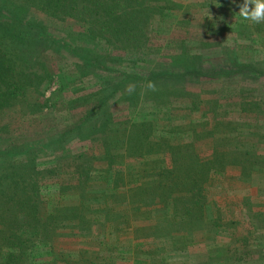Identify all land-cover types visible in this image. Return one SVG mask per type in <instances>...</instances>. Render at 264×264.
Here are the masks:
<instances>
[{"label":"trees","instance_id":"16d2710c","mask_svg":"<svg viewBox=\"0 0 264 264\" xmlns=\"http://www.w3.org/2000/svg\"><path fill=\"white\" fill-rule=\"evenodd\" d=\"M32 7L61 19H88L86 22L79 20L85 25L82 30L69 26L68 33L64 34L69 39L61 43H67L65 45L71 47L72 54L82 47L79 44H83L81 36L86 37L89 45V40L101 37L110 45L118 39L131 46L130 50L140 51L146 44L144 36L149 19L156 12L149 7L147 0H135V3L133 0H0V110L28 100L29 88L35 87L40 94H45L55 78L49 68L37 61L48 42L57 43L59 38L53 36L49 26L31 14ZM72 57L73 64H76L75 57L78 56ZM188 58L187 55L184 59L173 58L152 70L145 68L148 60L135 61L142 68H135V63L127 65L130 70L122 72L126 78L138 82L135 89L130 88L132 86L125 79L117 83H97L105 95L109 93L108 98L90 100L86 96L85 102L91 106L83 123L73 125L69 130H57L56 124L47 122L49 118L45 117L47 114L44 111L42 116L28 123V133L15 136L12 133L17 130L13 128L14 124L0 127V264H34L37 252L44 249L45 252L39 255L48 254L52 259L54 256L55 263L60 260L65 264H117L119 255H131L134 264H166L170 246L157 248L151 235L144 238L135 236L134 222L151 219L158 223L173 222L177 234L174 233L172 240L176 246L183 240L193 243V238L198 235L197 239L203 238L209 243L222 233H233L238 229L237 222L227 219L231 216L229 210L218 208L211 196L216 188H221L219 183L230 171L228 167L238 170V174L232 176L235 180L248 184L253 173L258 172L261 175L258 191L260 196H264V152L258 143L252 142V137H258V141L264 139V134L259 135L263 130L258 127L259 123H236L215 108L210 111L212 115L209 117L192 118L182 124L161 125L159 120L152 122L154 117L150 118V112L156 107L151 106L149 113L143 110L126 129L107 126L108 132L103 137L110 151L105 153L106 162L102 166H97L95 159L86 153L65 155L70 141L81 137L76 130L84 128L93 114H103L94 127H100L111 119L112 109L108 102L111 90L112 94L122 92V97L128 99H133L135 95L140 99L145 88L164 84L171 85L175 93L185 92L190 80L200 79L206 74L202 70L205 68L201 62L203 59L191 60L194 61L191 65L186 63ZM80 63L85 64L83 68L93 66L102 74L117 71L113 65L109 66L110 60L81 57ZM61 69L60 78L66 72H73L72 80L79 78L80 74L84 82L83 72H77L76 68ZM143 71L149 77L146 83L141 77ZM63 82L51 104L46 100L45 105H50V111L63 108L65 110L61 113L68 115L76 104L58 101L57 96L65 87ZM89 86L92 83L88 82ZM257 101L255 103L259 107L260 99ZM177 102L182 106L174 110L172 105ZM198 103L201 99L193 95L189 99H173L167 105L174 112L184 109L192 114L201 111ZM240 109L245 113L251 111L252 102H242ZM69 134L74 136L68 140ZM206 143L210 144L212 154L203 158L199 147ZM260 144L264 141L261 140ZM154 154H165L170 157V162L167 157L153 159L151 156ZM117 159H124L126 167L129 166V174L123 184L113 171ZM85 165L86 180L80 184L84 174L81 166ZM44 172L59 175L60 179H75L73 181L79 186L74 189L80 187L85 196H75V204L66 206L62 201L67 191L73 189L61 180L43 183L41 176ZM71 194H77V191ZM242 205L241 210L245 211L249 225L252 226L255 219L264 222V202L258 205L259 210L255 212L250 197H245ZM89 210L97 212L92 216L91 225L83 228L73 223L55 226L64 214L75 215L76 212L86 213ZM92 225L98 229L100 238L97 240L93 239ZM54 227L56 230L60 228L58 232L62 230V235L86 238L84 243L87 244L92 242L88 241L90 237L95 247L87 245L81 252L57 250L53 244ZM254 229L247 228V233L259 234V230L264 228ZM79 254L82 255L79 257ZM85 255L88 256L81 257ZM243 255L246 254L235 247H230L227 253L230 259L239 260Z\"/></svg>","mask_w":264,"mask_h":264},{"label":"rangeland","instance_id":"374dc122","mask_svg":"<svg viewBox=\"0 0 264 264\" xmlns=\"http://www.w3.org/2000/svg\"><path fill=\"white\" fill-rule=\"evenodd\" d=\"M133 2L135 3V0ZM243 2L244 0H165V2L162 0H147L149 7L154 8L156 12L155 14L153 13L154 17L152 16L149 19L146 37L144 36L146 44L143 49L140 51L130 50L131 46L129 47L126 43L118 41V39L113 40L116 41L114 45H110L107 40L101 37L96 38L95 41L89 40V45L86 37L81 36L83 44H79L82 47L79 51L76 50L74 54L70 51L71 47L65 45L67 43H61L68 38V35L64 36V34L68 33L67 28L69 26L82 30L85 25L80 21L86 22L88 19L86 17H78V20L72 18L61 19L32 7L31 14L49 26L53 36L59 38L57 43L55 41L48 42L49 44L42 50L44 53L40 54L39 61H37L45 68H49L55 74V78L45 90V94H40L35 87L29 88L28 100L16 106L0 110V127L14 124L13 128L17 130L11 132L15 136L28 133V123L32 121L31 119L42 116L44 111L47 114L45 117L49 118L47 122L51 121L56 124L57 130H69L71 126L83 123V118L91 106L85 102L86 96H89L90 100L108 98L107 95L109 93L105 95L106 93L97 83L108 81L117 83L125 79L127 84L132 86L130 88H134L138 82L134 79L126 78L122 72L123 70H130L127 65L132 66L135 63L137 64L135 68H142V65L135 61L148 60L149 62L145 65V68L146 70L149 68L152 70L163 64V62L167 63L173 58L184 59L185 55H187L189 56V62L186 63L191 65L194 64V61L191 60L203 59L201 62H203L205 68L202 70L206 74L200 79L190 80L185 89L186 93H175L171 89V85L164 84L160 87L145 88L144 95L140 99L131 92L134 97L133 99H128L122 97V92L118 91L112 94L113 90H111L110 100L108 101L112 109L111 119L103 122L100 127H94L99 118L103 117V114H93L92 119L84 124V128L76 130V134L81 135V137L70 141L65 155L73 156L86 153L91 155L92 159H95L97 166H102L106 162L105 153L110 151L108 142L103 137V134L108 132L107 126L112 129H126L129 127L130 121L133 120L134 122L143 110L149 113L148 110L151 106L156 107V109H153L155 111L150 112L152 114L150 118L154 117L152 122L155 123L159 120L161 125L165 123L182 124L189 122L192 118L209 117L212 115L210 111L218 108L221 113L228 115L226 116L227 119L236 123L252 122L255 125L261 124L258 126L263 129L259 133L261 136V134H264V23L256 24L243 20L238 14L239 6ZM139 25L142 26V24ZM73 55L78 56L77 58L75 57V60L78 61L76 64H73ZM81 57L110 60L111 65L109 64V66L113 65L117 71L102 74L93 66L88 67L89 69L83 68L85 64L80 63ZM61 68L67 70L76 68L77 72H83L84 82H82L80 74L78 75L79 78L72 80L73 72H66L62 80L59 77L60 71H62ZM146 74L144 71L141 74L145 83L149 81V77ZM62 81H64L63 85L65 87L61 94L57 96L58 101L70 104L75 103L76 105L75 109H69L72 110L68 115L67 113L63 115L61 112L65 109L60 108L59 116V111L56 108L50 111V105H45V101L48 100L49 104H51L54 94ZM88 82L92 83V86L87 87ZM120 90H122V87ZM193 95L201 99V103L197 104L201 111L190 114L186 110L181 109L179 112H174V110L182 106V103H174L172 105L174 110H171L167 105L173 99L184 100L186 98L189 99ZM257 99H260L259 107L255 103L258 102ZM242 102H252V110L247 113L243 112L240 109ZM144 103L145 106L143 105ZM90 134H94V136ZM73 136V134H69L67 139L69 140ZM252 138H254L252 142L258 143L260 149L262 147L264 152V144H260L261 140L264 141V139L258 141V137ZM199 148L203 158L211 156L212 149L210 144H202ZM167 158L170 162V157ZM117 160L115 166L112 165L113 171L116 172V178L120 180V184H123L124 180H127L129 166L126 167L124 159ZM164 165L167 166L166 162ZM86 168L87 165L81 166V172L84 174L80 184H83L86 180ZM228 170L230 171L219 183L221 188L214 190L211 199L218 204V208H227L229 210L231 216L227 217V219L237 222L236 226L238 229L233 233H222L209 243L204 241L202 237V239H197L198 235L197 238H193L195 242L189 243V245L196 246L195 249H191L194 252L191 251L188 256L189 258L208 256L207 264H264V229H261L262 231L259 230V234L252 233L251 235L247 233V228L249 227L252 228V231L255 230L254 227L264 228V222L255 219L254 224L252 226L249 225L248 221H246L245 211L241 210L245 197L251 198L253 212L258 211V205L264 202V196H260L257 185L261 175L258 172L253 173L252 181L248 184L249 182L238 181L232 177L238 174V170L230 167H228ZM41 178L43 183L61 180L70 189H73L67 191V196L62 201L66 206L70 204L71 207L75 204V196L81 195L82 198L85 196V191L80 187L79 189H74L78 185V182L73 181L75 179H69L68 177L60 179L59 175L56 176L51 172H44ZM74 191H77V194L72 195L71 193ZM94 213L97 212L89 210L86 213L76 212L75 215L64 214L55 226L60 227L63 223H73L79 224L83 228L92 224ZM172 223H160V226L155 229L161 234L168 233L170 228H174ZM92 227L93 239L97 240L100 238L98 229L94 225ZM179 228L182 227L180 226ZM59 229L53 228L55 249H70L81 252V249L87 248V245L91 248L92 246L95 247L92 238L89 237L88 241L90 242L91 240L92 242L87 244V242L84 243L86 238L62 235V230L58 232ZM159 240L158 238L157 242ZM187 242V240H183L177 245L178 248L188 247ZM161 246L159 245L157 248H164ZM230 247L240 248L246 255L241 256L239 260L230 259L227 256ZM42 252H45V249L37 252L34 264H65L60 260L55 263L53 261L55 259L54 256L52 259L47 256L48 254L39 255ZM80 255L82 254H79V257ZM86 256L88 255L81 257ZM124 256L126 255H119L116 262L118 263L120 259L128 260ZM172 256V253L168 254L169 258ZM90 257H94V255H90Z\"/></svg>","mask_w":264,"mask_h":264},{"label":"crops","instance_id":"0c3cea01","mask_svg":"<svg viewBox=\"0 0 264 264\" xmlns=\"http://www.w3.org/2000/svg\"><path fill=\"white\" fill-rule=\"evenodd\" d=\"M151 157L153 159H156V158H164L167 156H165V154H162V155L154 154ZM158 226H160V223H158L155 219L136 221V222H134V225H133V227L135 229L134 230L135 236H137V237L143 236V238H144L145 236L151 235L152 239L153 238L155 239L157 246L162 245L164 248H166V247L168 248L170 245L172 246V247H169V248H171L169 250V254L172 253L173 256L168 259V262L166 264H207L208 263V256H199V257L189 258L188 255L191 253V251H192L191 249H195L196 245H189L188 244V247L187 246L186 247L185 246L180 247L181 249H179L178 246L174 245V240H172V236L174 235V233L177 234V231L175 230V228H173V229L170 228L168 233L161 234L160 232H158L155 229L156 227L158 228ZM147 228H150V230H148ZM143 229H145V230L143 231ZM158 238L160 240L157 242ZM160 241H165V242H160ZM182 248H184V250H182ZM192 252H194V251H192ZM124 258H126V259L128 258V260L125 261L123 259H120L117 264H134V260H133V257L131 255H129V256L126 255V256H124ZM123 261H125V262H123Z\"/></svg>","mask_w":264,"mask_h":264},{"label":"clouds","instance_id":"9594fccd","mask_svg":"<svg viewBox=\"0 0 264 264\" xmlns=\"http://www.w3.org/2000/svg\"><path fill=\"white\" fill-rule=\"evenodd\" d=\"M238 14L245 21L264 23V0H244L239 6Z\"/></svg>","mask_w":264,"mask_h":264}]
</instances>
